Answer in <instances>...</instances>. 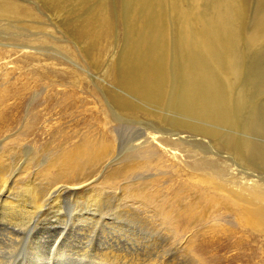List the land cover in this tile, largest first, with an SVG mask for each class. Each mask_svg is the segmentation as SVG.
<instances>
[{"label":"rangeland","instance_id":"1","mask_svg":"<svg viewBox=\"0 0 264 264\" xmlns=\"http://www.w3.org/2000/svg\"><path fill=\"white\" fill-rule=\"evenodd\" d=\"M12 1H17L18 4L24 7L27 6L28 9H31L29 12L30 16L28 17V19L26 18L27 20L26 19L23 20L25 22L24 23L23 21L21 22V20H18V22L9 20L10 21L9 22L8 20H6L5 17H2L0 15V47H2L1 45H28L38 49V52L28 53V56L36 57L35 58L36 61H31L32 58L30 57L25 59L22 58V56L15 55L13 51L6 52V50L14 49V48H9V47L0 48L1 49L0 50V97L2 92L4 91L5 86L9 87L8 90H5L9 92L5 93V97H3V104L2 105L0 104V114L2 115L0 116V153L7 154L5 157L7 158L6 163L10 168V169L8 168L6 173L7 181L8 179L9 181H12L13 175L14 177L17 176L19 170H21L22 167L29 164L28 165L29 171L24 177H22L19 186L21 187L27 182H33L34 181L33 170L35 166L38 163H41L44 160V158H47L48 157L47 155H49V153L56 152L57 151L56 144L59 143V145H61V143L64 142L65 137L66 140L73 138V140L77 142L86 133L87 134L90 133L89 135H91L92 138H99L103 135L104 136L109 135L108 141H111L113 143L112 144L113 149H111L113 151L111 158H114L115 155H118L119 153H123L129 147L135 145L137 141L139 142V140H142L143 138H141V136L143 134V130L145 126L149 123L148 121L149 119H147L143 115H139L138 118L129 117V116L126 117L125 115L120 113V111L117 109L118 108L117 105L113 102L112 99H110L109 105L107 104L110 108L108 106L107 107L109 108L108 110L111 111V114L109 116V121L112 122H110L109 123L110 125L108 124L107 127H104L103 124L105 119L103 114L100 112L101 105L95 98H93L88 93H86V90L89 89L88 91H90L91 93L97 94V96H99L101 100L102 98H104L103 97V95H105L104 91L107 90L106 93H112V92L114 93V91L111 89L113 87L109 84H106L103 81L104 76L106 75V73L104 75L105 71L103 69L106 68L108 64L107 62L112 63L110 62V58L111 61H112V57H114L113 59L114 61L118 58V56L114 52L119 51L117 49L120 48L122 42L124 41L123 39L126 38L125 35L126 30H129L131 28L129 26L130 24H132V28L130 30H137L135 28H137V26L140 27L142 25L151 26L150 24L153 23L154 17L162 13L163 14L167 13V15L162 14L163 16H165L166 21L168 16L170 17L171 15L172 18L171 20L170 18H168L171 21L169 22V26L172 24V27L171 26L169 27L171 31L167 30L170 31L167 32L166 30H164L166 31L167 35L168 33H171V35L169 34L171 37L169 35L168 37L169 39L172 38V40L175 42V44H173L174 42L170 39L171 42H168L170 44L169 46V44L167 43V41L169 40L168 38L166 39L167 40L166 44L169 46V48L171 47L169 49V65H175L176 63L180 62L179 60H182L180 54L181 52L179 50L181 48V45L178 39H176L178 38L176 34L177 32L176 27L177 29L179 28V21L177 19L178 17L176 16L177 10H175L176 13L174 11H171L175 9L173 6H171L172 1L170 0L169 1L167 0V2L165 0L162 1L163 3L161 2V6L159 5V11H157L158 8L156 9V7H157V3L159 2L158 0H157L158 2L157 1L154 2L155 0H150V1L136 0L137 2L135 0L134 1L106 0L107 3H105V0H103L104 2L102 0H97L98 2L94 0H80L83 2V5L80 1L73 0V2L68 1L65 4H61L59 8L60 10L58 9L57 12L54 11V9L52 8L53 5L50 6V4H48L46 0H41V1L12 0ZM120 1L123 3V5ZM146 1L151 2L152 6L151 7L148 6L149 2L147 5ZM173 1L174 3H172V5L174 4L175 6L176 4L175 1L177 0H173ZM182 1H184V4L187 2L185 0ZM244 1L246 4L245 7L246 6L247 7L245 8L243 15L245 19L249 18V20L246 19L245 21L242 15L241 17L242 20H240V27L242 29H250V26L252 28L251 25L252 19L250 17L251 16L250 13L255 12V10L258 9L259 7L258 1H263V0H256V1L243 0V3ZM253 1H255L254 3L256 4H253ZM94 3L98 4L100 7ZM130 3L132 4V6L134 4L133 7H136L135 9L132 8V10L133 9L135 10V14L131 10ZM72 4H74V6ZM166 4L170 7L168 6L166 7L165 6ZM153 5L156 6L154 7ZM89 6L94 8L92 9ZM124 7L128 8V12L126 10L127 8L125 9ZM138 7L139 8L142 7L140 8L141 11L139 10ZM163 7L164 9H162ZM46 8L47 9L50 8L48 9L49 12L48 10H46ZM51 8L53 9V11ZM74 8L76 9L75 10L76 12L74 11ZM78 8L80 9L81 12L78 10ZM99 8H102V11L104 13H107L108 11L110 12V13L108 12L109 14L107 15H109V18L108 17L107 18L109 19V27H110L109 29L110 30L113 29L111 31L112 35H110L111 37L109 44V46L112 44L110 46L112 51L108 52L107 55L101 58L103 61L100 59L102 62L98 63L97 61H95L97 62V64L95 65L94 60L93 61L89 60L87 59V56L85 54L83 55L82 52L80 53L79 51H77V49L74 50L73 47L74 45H72V43L71 45L69 44L68 48L66 47L60 48V45L64 43L62 42V40L63 41H65V39L69 41L74 40L70 38L71 34L68 31V28H70V30H78V29L80 30V27L84 25L83 26L84 29L86 27L87 28L89 27L88 29H90L89 26L90 17L88 15H90L89 13H91L92 14L91 19L94 18L93 14H95L97 9L100 10ZM137 8H138V12L141 13V14L137 13V16L139 15L141 16H139L138 19L136 18L137 20H135V18L133 17L134 16L136 17ZM151 9L154 13H156L155 16L152 15ZM160 9L162 12L160 11ZM129 11L131 12L129 13ZM164 11L167 12L164 13ZM170 11L172 13H170ZM172 14L173 15L175 14L174 17L176 16V18L174 19L177 22L174 24L173 22L175 21L172 17L173 16ZM129 15L131 16V19H133L132 20L133 23L131 22L130 18H128ZM82 18L85 22L82 20ZM149 18L150 19L152 18V20L150 21ZM145 20L148 23L149 22L152 23L147 24ZM57 21L58 24L60 22L59 25L57 24ZM136 21H137V25L135 24L134 26V22ZM138 22L145 23L147 25L144 24L140 25ZM242 24L246 26L244 25L242 26ZM60 25L61 27H59ZM94 26H96V24H94ZM65 27L67 29H65ZM139 27L138 30H142ZM171 28H173L174 31ZM245 31L242 30L243 33ZM179 32L180 30H178V34ZM242 32L241 30H238V33L241 34H238L236 32L239 37V40L238 38L236 40L239 41V42L237 41L238 47L243 50L244 48L246 49V44L248 40L246 35H244ZM225 33L226 32H224V34ZM35 39H38V41L32 42ZM76 42L78 43L79 41L76 40ZM262 44L260 43L259 46L262 45L263 48H261V46L260 47L258 46L259 48L257 47L259 51L257 50V48H255L253 49L255 50L254 52L253 50L252 52L248 50V52L245 51L244 56L242 55L243 59L241 65L242 68L243 67L245 68H243L241 71L242 73L240 79L242 78L241 79L242 82L241 80L239 81L241 82V84H244V82L249 81L248 79H251L250 81H252L253 83H255V85H257V88L259 90L255 89L257 90V95L254 96L255 99H253V101L256 103L258 100V102L256 103V105L257 104L258 105L255 106V103L251 99L250 100L248 99V103L250 101L249 107L254 108L256 114H258V116H260V119H262L264 122V104H263L264 103V74H263L264 65H261L264 64L263 62L264 52H260L264 49V41L262 42ZM80 45L76 48L86 46L84 44H80ZM173 45H175V47H173ZM177 50L179 55L177 54ZM77 54L80 56H78ZM176 55H178V57ZM70 59H72L73 61L72 60L69 61ZM256 60L257 62H254ZM247 62H249V64H247ZM73 63H76L77 65H79V67L86 70L85 71L86 73L82 74L81 72H79L77 70V67L74 66ZM256 63H261L260 64L261 66H259V64ZM92 64H94V66L97 67L98 71ZM177 65L180 66L179 64ZM44 67L47 68L46 73L41 70ZM250 67H252V69ZM259 67L260 70H258ZM179 72L180 71L178 70L175 73H179ZM86 74H90V76L87 75L88 78L83 81L81 78H84V76L86 77ZM257 76L260 79H258ZM76 77H79L81 79V85L79 88H73L71 86L68 87V85H65V83L71 82V80H73ZM255 77L257 79H254ZM176 83H173V86L175 85L176 89L175 87H171L172 92L180 90V86H179L180 81L179 82L177 81ZM50 86L56 89L53 90ZM24 88L30 89L28 91L29 95L26 94L24 97H20V92L18 91H20L21 89L24 90ZM55 91L57 92L56 96L58 98H55V93H54ZM46 92L48 93L45 95ZM63 92H65L66 95H62ZM48 94H50L49 98H48ZM78 97L83 98V101H80ZM19 98H21V103L16 102V100ZM35 101L37 103L39 102L40 104L47 101V106L50 108L49 114H47V111L46 112L42 111V108L44 106H38L37 108H35V105L33 104V102ZM15 102H16V108H15ZM233 108L235 109V106L229 109L232 110ZM37 111H40V113L43 112L41 113V115L38 114L41 120L35 122L36 124L30 123L28 125L27 119H29L30 117L32 118L35 115V113H37ZM170 116L174 117L177 115L169 114V119ZM175 118L179 119L180 121L183 120L189 121L191 122V124L194 125L196 123L197 124L199 123V121L196 120L183 119L182 116L181 117L177 116ZM146 121H148L147 124L145 123ZM142 124H145V126ZM32 125H33L32 129L34 131L31 133L30 128ZM164 125L165 124H162L161 128H163ZM198 125L203 126L205 128V132L203 134H207V135L209 134L208 132L209 130L207 128L209 127L212 128L213 126L207 123L198 124ZM153 126L156 127V125ZM168 126L169 125L164 127L169 128ZM213 127L217 128L216 131L220 132L221 134L220 135L218 133V139H216V141L214 140L213 136L210 134L208 135L209 138L187 137L186 139L182 138V140L180 141L176 140L175 137L177 136L169 137V139L176 142V144H174L175 146L172 145L173 148L178 150L177 153L174 152L176 157L172 155L173 153L172 151H171L172 153L170 152L168 154L163 150L161 145L155 143L157 145L156 146L154 144V146H156L155 149H157L158 150L157 152L159 153V155L157 156L159 158V161L157 160L156 162L155 159L157 157H155L151 159V161L148 163L151 164L148 166V169H143L141 171L136 170L135 172L138 171L139 174L136 173L137 175L135 177L133 176H130V178L129 176L127 177L128 178L127 181L132 182L131 184L137 183V186L140 189L143 186H147L148 192L152 195L151 197H153L152 201L153 202L155 201L154 204L146 203V201L144 200L141 201L140 198H136L132 195H129L124 199L121 196L122 186L120 184H115V185L106 184L107 186L106 185L102 186L100 188L102 190L97 191L98 194L97 197L98 198L100 197L99 198L100 203L96 204V207H93L92 201L90 202V211L93 213V215H90L89 221L82 222V224L87 222V224H84L85 231L84 229L83 231H81V236L86 234V236H83L84 243L82 245L83 247L82 254L83 257L85 255L86 258L80 259L81 257L80 258L77 257L78 259L77 260L76 257H74L72 260L73 262L72 261L70 262H72V264H110V263L111 264H244L245 261H247L248 255L251 253L252 250H254L252 251L248 260L250 261V264H254V263L259 264L260 263L259 258L261 256V252L264 251V240L262 238L255 237L249 232L238 231V229H236L238 228L237 226L238 223L235 224L234 214L231 209H226L224 206H219L216 209H208L205 204H202L201 206H196L195 203L198 201L199 202L202 201L204 195L206 194H210V193L214 194L213 191L211 190L209 191L207 189V184L201 182L202 178L200 175L202 173L204 174L206 172L215 171L219 175V172L221 171L220 172L221 176H219L220 177L219 181L217 176L214 182L215 183L218 182L219 184L217 185L220 186H221L220 182H222V186H225L228 189H230L229 188L230 185H228L230 184V182H237V181L243 182L242 178L264 179V131H260L261 132L260 133L259 131L255 132L256 130L253 131L251 130L250 131L251 133L245 134L244 131L243 133L241 132L242 127L240 124L237 127V130L238 129L239 130L236 132L234 131V133L230 129H224L217 126H213ZM189 130L190 129L186 127L185 129H182L180 132H185V131L188 132ZM109 132L111 133L109 134ZM224 132L225 133L228 132L231 133L232 135L233 134L236 135L235 137L237 139L242 137L243 139L244 137L249 138L250 143L247 146L250 147L249 148L246 147L248 152L245 157L243 156L241 157V155L236 153L235 150H232L234 149L233 147H231L234 145L233 143L234 142L237 143L239 142V140L232 139V141H234L232 143L230 140H227L229 139L228 135L222 136ZM239 133H241L244 136H242ZM57 134L58 135L60 134L59 138ZM192 134L193 133L191 134L186 133L185 135L183 134L181 135L190 136ZM113 137L115 138V141ZM224 141L231 144L229 146L228 145L226 146V142ZM28 148L30 149V151L27 153L28 154L27 156L24 153V151H28L26 150ZM45 149H47L48 151L44 152ZM161 150L163 151L161 152ZM45 153L47 155H45ZM103 167L104 165H101L98 168L97 172L91 176L90 180L94 181L95 179H97V177L103 170ZM70 182L71 184H67L68 186L66 184L65 185L59 184V185H55L56 187L53 186V188L52 187L48 188V195L46 196L45 194L44 197V199H46V201L43 203L44 206L42 204V208L38 210L39 212L38 211L35 212L33 216L34 218H32L29 222L30 224L28 223V225L25 226V224L21 225L22 223L21 224L19 223L21 226L20 225L16 226L14 230L10 228H6L5 231L0 230V246H1L0 264L21 263L22 261L21 255L28 250L29 248L28 243L31 242L32 237L35 236L38 232L35 230L38 226L37 225L38 222H40V220L42 221L43 219H46L47 217H50V215H48L49 208L53 202V197L57 194L58 191L67 192L66 194H68V192L70 193V190L72 188L77 189V188H83L85 186V184L83 183L84 181H82L83 184L81 182H75L74 178H71ZM85 183L86 185L90 183L93 184V182H88V181H86ZM9 184H11V182ZM90 187L91 185H89L87 188L84 189L90 190ZM90 193L91 192H89V194ZM70 198L72 200H70ZM74 198H75V192L70 194L69 199L63 202V206L68 207L70 206V204H73ZM127 201H129V203ZM133 201L136 204H134ZM122 202L124 205L121 204ZM160 203H163V205L166 207L169 204V220L165 219V217H163V215L157 209L158 204ZM127 204H129V206ZM1 205L2 202L0 201V212H1ZM78 205H80V202L78 203ZM136 206L137 208H135ZM64 211L65 210H60L58 212L59 216L57 219L60 220L62 218L66 219V216L63 217V214L65 213ZM66 213L72 216H70L69 219H66L65 220L66 222L59 220L58 224L55 225L51 233L46 234L47 239L44 241L43 245H41L39 248L41 255L40 257H45L46 261L48 260L47 261L48 264H57L56 260L59 259L61 255L67 257L70 254L69 252L64 251L62 249H60L57 252L58 250L57 247L59 248L60 245H64L63 242L69 238L65 236L68 233V231L69 232L71 231L70 233H72L74 232V230H76L75 227H77V226H75L74 228L71 227L72 219L73 217H75L76 213L74 211L73 212L70 211V209H67ZM51 220H53V218H51ZM82 224L79 223L78 226L81 227ZM1 232L4 234H2ZM9 232L14 234L12 236V239H10L9 237L10 236ZM239 232H241L243 235H241V233ZM28 240L29 242L27 243ZM101 243L104 245L107 244L105 246L103 245L104 255L102 254L101 257L94 256L92 258L90 254L91 250L97 248ZM110 256H113L114 258ZM74 259L77 261H75ZM39 262L42 264L45 262V260L39 259Z\"/></svg>","mask_w":264,"mask_h":264},{"label":"bare ground","instance_id":"2","mask_svg":"<svg viewBox=\"0 0 264 264\" xmlns=\"http://www.w3.org/2000/svg\"><path fill=\"white\" fill-rule=\"evenodd\" d=\"M46 1L48 2V4H50V6L53 5L52 8L56 12L60 8L61 4H65L68 1L73 2V0H46ZM77 1H80V0H77ZM77 1H74V2H77ZM94 1L98 2L97 0H94ZM132 1H134V0H132ZM149 1H146L147 5H148ZM156 1L157 0H155L154 2H156ZM158 1H157L158 2L157 7H156V9L158 8L157 11H159V5L161 6V2L164 0H158ZM165 1L167 2V0H165ZM170 1H172V3H174L173 0H170ZM177 1H175L176 2L175 6H174V4L172 5V3H171V6H173L175 9L174 10L170 9V10L174 11V12H175V10H177V13L176 12L175 13H176V16L178 17L177 19L179 21V28L177 29V27H176V30H177L176 34L178 37L176 39H178V41L181 45V48L179 50L181 52L180 54H181L182 60H179L180 61L179 63H176L175 65H169V49L171 47L169 48L170 44L168 42H171L170 39L172 40V38L169 39L168 35L169 34L171 35V33H168V35H167L166 31L170 30L169 29L170 26L172 27V24L169 26V22H171L170 20L172 19L171 15L168 13L170 15V17L168 16V18H170V20L167 18V21H166V18L163 15H167V13H166L167 11L166 12L164 11V13H166V14L162 13L163 15L162 14L156 15V13H154L151 9L152 15L153 16L156 15V17H154L153 23L149 22V23H152V24H150L151 26L147 25V24H149L146 21L147 18L145 20L147 24L138 22L140 25L144 24L147 26H143V25H142L143 27L137 26V28H135L137 30H130L132 28V24H130L129 26L131 28L129 30H126V34H125L126 38L123 39L124 41L122 42L120 48L117 49L119 51L114 52L118 56V58L115 61L113 60L114 57H112V61L110 58V62H112V63L107 62L108 64H107L106 68L103 69L105 71L104 75L106 73V75H105L106 77L104 76L103 81L106 84H109L113 87V88H111V87H109V88H111L114 91V93L113 92L112 93H106L107 90L104 91L105 95H103V93H102L104 98H102V100H101L100 97L97 96V94L91 93L90 91H88L89 89L86 90V93H88L90 96L95 98L99 102V104L101 105L100 112L103 114L104 119H105V121L103 120L104 121V124H103L104 127H107L108 124L110 122H112V121H109V116L111 114V111L108 110L110 108L108 106L110 99H112L113 102L117 105V107H118L117 109L120 111V113H122L126 117L129 116V117H137L138 118L139 115H143L144 117L149 119L148 124H147L148 121L145 122L147 124L146 126H145V124H142L145 126V128L143 130V134L141 133L142 134L141 138H143L142 140H139V142L137 141V143L135 145L129 147L127 150L125 149L126 151H124L123 153H119L118 155H115L114 158H111V155L113 152L111 150V149H113L112 148L113 143L111 141H108L109 135H105V136L103 135L99 138H92L91 135H89L90 133L89 134L86 133L83 136L81 135L82 137L77 142H75L73 140V138L66 140V137H65L66 141L64 140V142H62L61 145H59V143H58L59 141L57 142L58 144H56L57 145L56 146L57 147L56 152H54V153L48 152L49 155H47L45 153V155H47L48 157L44 158V160L41 163H38L35 166V168L33 170L34 181L33 182H27L26 184H24L21 187L19 186L21 179H22V177H24L28 173V171H29L28 165L29 164L22 167L21 170H19V173H17V176L14 177V175H13V178L11 177L12 181H9V179L7 181L6 173H7V170L9 168L7 163H6L7 158H5L7 154L0 153V201L2 202L1 212H0L1 213L0 230H2V231H5L6 228H10V229L14 230L16 228V226L20 225L21 223H22L21 225H23V224H25V226L28 225L30 220L32 218H34L33 216H34L35 212L38 211L39 209H41L42 204L46 201V199H44V197H45V194H46V196L48 195V188H50V187L53 188V186L59 185V184H63V185L71 184V182H70L71 178H74L75 182H81L82 183V181H84L83 183L85 184V186L83 188H77V189L72 188L70 190V193L68 192V194H66L67 192L58 191L54 197L52 196L53 202L50 205L49 212H48V215H50V217H47L46 219H43L42 221L40 220V222H38L39 220L37 221L38 226L35 230L38 232L35 236L32 237L31 242H29V240L27 241V243L29 242L28 243L29 248L25 253H23L21 255L22 261L19 264H41L39 262V259L45 260V262L42 264H48V262H47L48 260L46 261L45 257H40L41 255H40L39 248L41 245H43L44 241L47 239L46 234L51 233V231L55 227V225L58 224L60 219H57V218L59 216L58 212L60 210H65L63 217L66 216V219H69L70 216H72V215L66 213L67 209H70V211H72V212L74 211L76 213L75 217H73V219H72L71 227H73V228L75 226H77V227H75L76 230H74V232H72V233H70L71 231L70 232L68 231V233L65 236L69 237V238L63 242L64 245H60L59 248L57 247V249H58V250L56 249L57 252L60 249H62L64 251H67L70 253L67 257H64L61 255V257L56 260L57 264H72V262H73L72 260L74 257H76V259H77V257H79V258L81 257L80 259L86 258V256L84 255V257H83V254H82V252H83L82 245L84 243L83 242L84 241L83 236H86V234H84V235L82 234L83 236H81V231H83V229L85 231L84 224H87V222L83 223V224H82V222L90 220V215H93V213L90 211V202L92 201L93 207H96V204L100 203L99 202L100 197L99 198L97 197L98 196L97 191L102 190L100 188L106 184H114V185L120 184L122 186L121 196L124 199H125V197L132 195L136 198H140L141 201L144 200V201H146V203L154 204L155 201L154 202L152 201L153 197H151L152 195L148 192V187L143 186L140 189L137 186V183L131 184L132 182L127 181V179H128L127 177L128 176H129V178H130V176L135 177L137 175L136 173H138V171H141L143 169H148V166L151 165V164H148L151 161V159H153L159 155V153L157 152L158 150L155 149V147L157 146L156 144L161 145L163 150L168 154L172 151L173 152V153L171 152L172 155L174 157H176L175 153H177L178 150L172 147V145L176 144V142L169 139V137H171V136H177L178 138L175 137L176 140L180 141V140H182V138L186 139L187 137L188 138L189 137L209 138L208 135L210 134L213 136L214 140L216 141V139H218V133L220 134V132H217L216 131L217 128H215L213 126H217V127L224 128V129H230L234 133V131L236 132L239 130V129L237 130V127L239 124L242 127L241 132L243 133V131H244L245 134L251 133L250 132L251 130L252 131L256 130L255 132L264 131L263 120L260 119V116H258V114H256L254 108L249 107L250 101L248 103V99L249 100L251 99L252 101H253V99H255L254 96L257 95V90H255V89H258L257 85H255V83L250 81L251 79H248V78H247L249 80L248 82H244V84H241L242 78L240 79V76L242 73L241 71L243 68H245V67L242 68V65H241L243 56L245 55V51L248 52V50H250L252 52L253 49L257 48L259 46V44L260 43L262 44V42L264 41V0L258 1V3H259L258 9H256L255 12L250 13L251 14L250 17L252 19L251 21L253 22V24L251 22L252 28L250 26V29H242L240 27V20H242L241 17L243 15L245 8L247 7V6L245 7L246 4H245V1L243 3V0H241V1H239V0H185V1H187L185 4H184V1H182V0H180V1L177 0ZM181 1H182V3H181ZM250 1H252V0H250ZM255 1H253V4H256V3H254ZM80 2L83 5V2L82 1H80ZM142 2H145V1H142ZM105 3H107L106 0H105ZM94 4H96V3H94ZM127 4H126V6H127ZM72 5L74 6V4H72ZM96 5H98V4H96ZM122 5H123V3H122ZM133 6H134V4H133ZM133 6L131 4V10H132V8H134V9L136 8ZM148 6H150V7L152 6L151 2H149ZM165 6L167 7L168 5L166 4ZM168 7H170V6H168ZM173 7H172V9H173ZM43 8H44V6H43ZM90 8L93 9L94 7H90ZM138 8L136 9L137 10L136 17L132 16L133 18H135V20H137L138 17L141 16V15L137 16V13L141 14L138 12ZM140 8H142V7H140ZM140 8H139V10H140ZM48 9H50V8H48ZM48 9L46 8V10H48ZM53 9H52V11H53ZM63 9H64V7H63ZM95 9H96V7H95ZM99 9L100 10L97 9L98 11L96 10L95 14H93L94 18L91 19V15H92L91 13H89L90 15H88L90 17V20H89L90 21V23H89L90 29H88L89 27L88 28L86 27L87 29L86 28L84 29L83 28L84 25H82L80 27V30L79 29L78 30H70V28H68V31L71 34L70 38L74 39V40H72V41H69L66 39H65V41L62 40V42H64V43L62 45H60V48H64V47L68 48L69 44L71 45V43H72V45H74L73 46L74 50L77 49V51H79L80 53L82 52L83 55L85 54L87 56V59L92 60V61L94 60V62L97 61L98 63L102 62L103 60L101 58H103V56L107 55L108 52L112 51L111 47H110L112 44L110 46H109V44H110V37H111L110 35H112L111 31L113 29H111V30L109 29L110 28L109 27V19H108L109 15H107V14H109L110 12L108 11L109 13L108 12L104 13L102 11V8H99ZM134 9L132 11L135 14ZM162 9H164V7ZM30 10L31 9H28L27 6L24 7L20 4H18L17 1L0 0V15L2 17H5L6 20H8V21L12 20L14 22L15 21L18 22V20H21V22H22L24 19H26V18L28 19V17L30 16V13H29ZM75 10L76 9L74 8V11ZM78 10L80 11L79 8H78ZM126 10L128 12V8ZM129 10H130V8H129ZM52 11H50V12H52ZM64 11H67V10H64ZM64 11H63V13H64ZM160 11H161V9H160ZM171 11H170V13H172ZM48 12H49V10H48ZM56 12H54V13H56ZM130 12L131 11H129V13ZM131 15H132V13H131ZM174 15L172 16L173 19L176 18V16L174 17ZM32 16H34V15H32ZM129 16H128V18H130L131 22L133 23V21H132L133 19H131V16L130 17ZM248 16H249V14H248ZM56 17H57V15H56ZM147 17H149V16H147ZM243 17H244V15H243ZM68 19H69V17H68ZM87 19H88V17H87ZM122 19H120V20H122ZM149 19H148V21H149ZM244 19H245V17H244ZM246 19L249 20V18H246ZM246 19H245V21H246ZM82 20H83V18H82ZM130 20H129V22H130ZM151 20H152V18L150 19V21ZM174 21L175 22H173V24L177 22L175 19H174ZM74 23H76V22H74ZM57 24H58V21H57ZM59 24H60V22H59ZM94 24H96V26H94ZM135 24L137 25V21L134 22V26H135ZM249 24H250V22H249ZM243 25L244 24H242V26ZM92 26H94V27H92ZM244 26H246V25H244ZM59 27H61V25ZM66 27H65V29H67ZM138 27L141 28L142 30H138ZM173 28H171V29L173 30ZM164 30H166V31H164ZM178 30H180L179 34H178ZM238 30H241V32H242V30H244V31L246 30L244 33L242 32L244 35H246L247 40H248L247 44L245 43L246 44V49L244 48L245 50L244 49L242 50L238 47V43H237V41L239 40L238 34H241V33H238ZM170 31H167V32H170ZM224 32H226V33L224 34ZM219 34H220V36H219ZM175 37H176V35H175ZM167 38L169 41L166 40ZM237 38H238V40H236ZM242 38H243V36H242ZM242 38H240V39H242ZM75 39L78 40L80 43L79 42L77 43ZM37 41H38V39H35L32 42H37ZM166 41L169 44V46L166 44ZM159 43H161V44H159ZM78 44L79 45L84 44L86 46L76 48L79 46ZM173 44H175V42ZM262 45H260L261 48H263ZM1 46L4 48H6V47L14 48V49L6 50V52L13 51V53L15 55L22 56V58H25V59L30 57V56H28L29 52H33V53L38 52V49H36L32 46H28V45H1ZM118 46H119V44H118ZM2 47H0V48H2ZM173 47H175V45H173ZM243 47H244V45H243ZM258 48H257V50L259 51ZM254 51L255 50H253V52ZM260 52H264V49ZM177 54H178V50H177ZM178 55H176V56L178 57ZM78 56H80V55H78ZM30 58H32L31 61H36V59H35L36 57L31 56ZM261 58H263V57H261ZM104 59H105V57H104ZM170 59H171V56H170ZM71 60L72 59H70L69 61H71ZM97 62H95V65L97 64ZM251 62H253V61H251ZM254 62H257V60ZM263 62H264V60H263ZM261 63H256V64H259V66L264 65ZM9 64H12V63H9ZM177 64H179L180 66H178ZM247 64H249V62H247ZM73 65L76 66L77 70L79 72H81L82 74L86 73L85 72L86 70L79 67V65H77L76 63H73ZM92 65L94 66V64H92ZM95 68L97 70V67H95ZM250 68L252 69V67H250ZM41 70L45 73L47 72V68H45V67L42 68ZM178 70L181 73L180 72L175 73ZM258 70H260V67ZM70 71H71V69H70ZM256 73H257V71H256ZM87 75L90 76V74H86V77L84 76V78H81V79L83 81L86 80L88 78ZM259 75H261V74H259ZM245 77H247V76H245ZM81 79L79 77H76L73 80H71V82L65 83V85H68V87L71 86L73 88H79L81 85ZM254 79H257V78L255 77ZM258 79H260V78L258 77ZM176 80L178 82L180 81V83H179L180 90L172 92L171 87H175V85L173 86V83H176L177 82ZM239 80H241V82ZM261 80H263V79H261ZM69 83H71V84H69ZM89 83H90V81H89ZM58 85H59V83H58ZM65 85H63V86H65ZM47 87H49V86H47ZM50 87L53 90L56 89V88L54 89L52 86H50ZM8 88H9L8 86H5L4 91L1 94V97H0V104L1 105L3 104V97H5V93L9 92V91H5V90H8ZM92 88H91V90H92ZM175 89H176V87H175ZM29 90L30 89L24 88V90L21 89L20 91H18V92H20V97H24L26 94L29 95L28 94ZM102 90H103V88H102ZM47 93L48 92H46L45 95ZM54 93H55V98H58L56 96L57 92L55 91ZM62 95H66L65 92H63ZM49 97H50V94H48V98ZM19 99H17L16 102L21 103V98H19ZM78 99L80 101H83V98H81V97H78ZM16 102H15V108H16ZM257 102H258V100H257ZM60 103H62V102H60ZM256 103H255V106L258 105V104L256 105ZM33 104L35 105V108H37L38 106H44L42 108V111H44V112L47 111V114H49L50 108L47 106V101L42 103L43 105L40 104L39 102L37 103L36 101L33 102ZM233 106H235V109L234 108L232 110L229 109ZM15 108H13V109H15ZM41 113H43V112H41ZM41 113H40V111H37V113H35V115L32 118L30 117L31 119L30 118L27 119L28 125L30 123L36 124L35 122H38V120H41L40 116H38V114L41 115ZM169 114L170 115L171 114L177 115L180 117L182 116L183 119H190V120L199 121L198 124L207 123V124H210L213 126H212V128L211 127L207 128L209 130L208 135L203 134L205 132V128L203 126H200L197 123L195 125L191 124V122L186 121V120L180 121L179 119L175 118L177 116H174V117L170 116V119H169ZM0 116H2V115L0 114ZM26 117H28V116H26ZM116 120H117V118H116ZM46 121H45V123H46ZM139 121H140V119H139ZM162 124H165L164 126L169 125L168 126L169 128H166L164 126H163V128H161ZM150 125H152V126L156 125V127H154V126L152 127ZM186 127L188 129H190L191 131L189 130L188 132H186V131L180 132L182 129H185ZM32 128H33V125L30 128L31 133L34 131ZM164 128H166V129H164ZM110 133L111 132H109V134ZM186 133H188V134L193 133V134L190 136L189 135L183 136ZM181 134H183V135H181ZM239 134H241V133H239ZM59 135H58V138H59ZM178 135H180V136H178ZM225 135H228L229 139H227V137H226V139L230 140L232 143L234 142V141H232V139L239 140V142L233 143L235 146L234 145L231 146L234 148L232 150H235V152L238 153L239 155H241V157L242 156L245 157L247 155V152H248L246 147H248V148L250 147V146H247L250 143L249 138L244 137V139H243V137H242V138L237 139L235 137L236 135H234V134L232 135L231 133H228V132L227 133L224 132V134L222 136H225ZM242 136H244V135H242ZM169 140H171V141H169ZM114 141H115V138H114ZM224 142H226V141H224ZM50 144H52V143H50ZM154 144L156 146H154ZM230 144L226 142V146L227 145L229 146ZM251 147H253V146H251ZM157 148H159V147H157ZM26 150H28V151H24V153L28 156L27 153L30 151V149L28 148ZM163 150H161V152ZM10 151H11V149H10ZM46 151H48V150L45 149L44 152H46ZM41 153H42V151H41ZM257 154H258V152H257ZM108 160H110V161H108ZM155 160L157 162V160L159 161V158L157 157ZM153 162H152V164H153ZM24 164H26V163H24ZM101 165H104V167H103V170L101 171V173L99 174V176L97 177V179H95L94 181L90 180L91 176L97 172L98 168ZM136 170H138V171L135 172ZM220 172H219V175L215 171L206 172L204 174L202 173L200 175L202 178L201 182H204L205 184H207V189L209 191L210 190L213 191L214 194L210 193V194L204 195V198L202 199V201L196 202L195 205L201 206L202 204H205L208 209H216L219 206H224L226 209H231L233 211V214H234V220H235L234 222H235V224L238 223L237 224L238 228H236V229H238V231L249 232L253 236L260 237L264 240V179H259V178L245 179V178H242L243 182L242 181L241 182H238V181L237 182H230V184H228V185H230V187H229L230 189H228L227 187L222 186V182H220L221 186L217 185V184H219L218 182L217 183L214 182V180L217 178V176H218V181H219V179H220L219 176H221ZM86 181L93 182V184L90 183V184L86 185V183H85ZM10 182H11V184H9ZM89 185H91L90 190L84 189V188H87ZM145 185H147V184H145ZM17 191H19V192H17ZM73 192H75L74 203L70 204V206H68V207H64L63 202L65 200L69 199L70 194H72ZM89 192H91V193L89 194ZM217 197H220V198H217ZM70 200H72V199L70 198ZM79 202H80V205H78ZM127 202L129 203V201H127ZM121 204H123V202ZM134 204H136V203L134 202ZM152 204H151V206H152ZM127 205L129 206V204H127ZM43 206H44V204H43ZM135 208H137V206ZM95 209H97V208H95ZM130 209H132V208H130ZM157 209L160 211V213L163 215V217H165V219L169 220V204L166 207L163 205V203H160V204H158ZM97 214H98V212H97ZM37 215H36V217H37ZM42 218H43V216H42ZM51 218H53V220H51ZM66 219L62 218L60 221H65ZM75 221H78L79 223H81L82 224L81 227H79L78 226L79 223L75 222ZM67 222H69V221H67ZM33 223H34V221H33ZM91 225H93V224H91ZM239 233H241V232H239ZM2 234H4V233H2ZM9 235H10L9 236L10 239H12V236L14 234L9 232ZM241 235H243V234L241 233ZM108 242H110V241H108ZM103 245L104 244L101 243L97 248H94L91 250L90 254H91L92 258L94 256H98V257L102 256V254L104 252ZM105 245H107V244H105ZM15 250H17V249H15ZM111 251H112V249H111ZM252 251H254V250H252ZM252 251H251V253H252ZM251 253L248 255L247 261H245L244 264H250V261L248 259H249V256L251 255ZM110 257H113V256H110ZM116 257H118V256H116ZM259 259H260L259 264H264V262H263L264 261V251L261 252V256ZM77 260H75V261H77ZM70 261H72V262H70ZM254 264H257V263H254Z\"/></svg>","mask_w":264,"mask_h":264}]
</instances>
